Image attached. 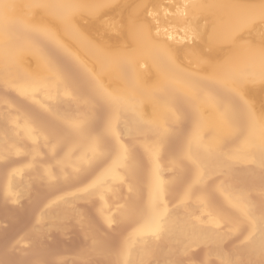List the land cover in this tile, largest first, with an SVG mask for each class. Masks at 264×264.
<instances>
[{
	"label": "bare ground",
	"instance_id": "6f19581e",
	"mask_svg": "<svg viewBox=\"0 0 264 264\" xmlns=\"http://www.w3.org/2000/svg\"><path fill=\"white\" fill-rule=\"evenodd\" d=\"M0 201V239L88 206L116 261L264 264V0H0Z\"/></svg>",
	"mask_w": 264,
	"mask_h": 264
},
{
	"label": "rangeland",
	"instance_id": "374dc122",
	"mask_svg": "<svg viewBox=\"0 0 264 264\" xmlns=\"http://www.w3.org/2000/svg\"><path fill=\"white\" fill-rule=\"evenodd\" d=\"M44 201L43 199H41L39 204L35 206L36 207L35 209H39L41 205H43ZM25 203H26L25 200L20 201L21 205H25ZM3 207H5V209H2ZM87 207L88 206H86V209L84 208L85 211L87 212L88 210V212L91 213L89 211L91 209ZM31 209H34V206ZM85 211L83 212L81 210L80 214L81 213H82L81 215L84 214L83 215L84 219L88 217L86 218V220L89 219V221L87 222L91 223L90 227L91 226L92 227L90 228L86 226L84 230L81 232L82 235H80V233H78L79 235L76 233L78 231L77 224L76 222H74V224L72 222L68 226H66L65 227L66 229L63 231V233H65L66 235L65 237H62L61 234L57 231H50L48 239H43L40 237V235L33 236V234L27 232V228L33 222L34 216L31 213L24 214L23 215L24 221L22 222V224L17 227L8 228L5 233V236L0 239V251L1 249L4 250L6 246H9L10 243L16 241L19 238L27 242L30 248L28 250H21L20 257H16L13 254L12 250L6 253H4L2 250L3 254L0 256V263L1 264H37L36 261L43 257L45 258L53 257L50 258L49 260L46 259V261H44L43 264H52V263L78 264L79 262H80L79 264H122V263L130 264L131 260L129 261V263L123 259H121L123 261L120 262L121 260L119 261V258L117 261L114 260V254L117 253V249L121 245L117 237V232L113 230L114 227L111 228L105 227L101 222L98 223V221L95 220L92 214H89L88 212L85 214ZM17 214L18 211L15 207L5 206V204L0 201V219L1 218L8 219ZM84 231H86L85 233L86 235L84 234ZM41 250H43V252ZM98 250H100V253ZM148 255L145 256L146 258L145 263L147 264H156V263L165 264L166 262L164 257L157 256L152 253L150 255L153 256L149 258ZM196 260L200 262L201 258L196 257ZM59 261L62 262L58 263Z\"/></svg>",
	"mask_w": 264,
	"mask_h": 264
}]
</instances>
